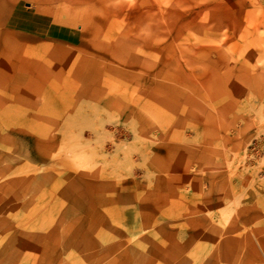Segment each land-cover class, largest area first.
Wrapping results in <instances>:
<instances>
[{
    "label": "rangeland",
    "instance_id": "rangeland-1",
    "mask_svg": "<svg viewBox=\"0 0 264 264\" xmlns=\"http://www.w3.org/2000/svg\"><path fill=\"white\" fill-rule=\"evenodd\" d=\"M0 264H264V0H0Z\"/></svg>",
    "mask_w": 264,
    "mask_h": 264
}]
</instances>
